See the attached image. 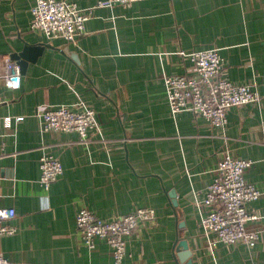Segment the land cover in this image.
Listing matches in <instances>:
<instances>
[{
    "label": "crops",
    "instance_id": "obj_1",
    "mask_svg": "<svg viewBox=\"0 0 264 264\" xmlns=\"http://www.w3.org/2000/svg\"><path fill=\"white\" fill-rule=\"evenodd\" d=\"M67 1L90 14L73 43L31 29L35 0H0V67L17 63L13 56L27 46H51L14 86L0 79V119L11 118L9 128L0 125V208L15 210L9 224L17 229L0 240L5 257L12 264H114L105 240L92 250L85 245L77 213L114 220L150 208L156 218L132 233L123 264H184L181 240L193 264H264V0ZM207 49L220 52L226 79L252 85L261 97L259 105L231 108L224 128L190 111L173 116L167 99L164 76L194 75L179 52ZM46 104L93 108L87 142L44 132L38 108ZM45 153L63 166L48 191L39 182ZM224 154L252 161L245 179L262 192L247 204L257 216L248 228L260 234L253 248H211L199 226Z\"/></svg>",
    "mask_w": 264,
    "mask_h": 264
},
{
    "label": "built area",
    "instance_id": "obj_2",
    "mask_svg": "<svg viewBox=\"0 0 264 264\" xmlns=\"http://www.w3.org/2000/svg\"><path fill=\"white\" fill-rule=\"evenodd\" d=\"M137 0H106L99 7H111L121 3L130 6ZM33 31L42 32L49 39L60 38L67 43L76 42L85 33L90 14L77 4L67 0H35L31 8ZM179 54L193 63L194 75L164 76L167 99L173 116L185 111L201 115L211 125L224 128L228 113L233 107L259 105L261 97L252 85H237L223 76L224 60L217 49L184 52ZM20 76L16 62L7 61L0 67V79L12 87ZM2 98L0 94V104ZM73 109L67 105L49 104L38 108L44 132L61 131L77 133L81 143H86L88 133L96 126V111L80 106ZM22 118H17V121ZM11 126V118L0 119V125ZM252 161L224 154L216 169V177L207 189L201 204L207 211L201 212L199 226L209 245L217 243H243L253 248L260 238L259 232L248 228L257 216L247 210V204L257 201L262 192L245 179ZM40 184L49 190L63 174L59 159L45 153L40 159ZM198 204V203H197ZM199 205V204H198ZM16 218L13 208H0V240L16 233L9 223ZM156 213L150 208H140L114 220H102L88 209H80L76 224L85 245L92 250L96 240H105L112 248L114 264H123L128 239L142 223L155 220ZM213 237V238H212ZM0 264H12L0 249Z\"/></svg>",
    "mask_w": 264,
    "mask_h": 264
},
{
    "label": "water",
    "instance_id": "obj_3",
    "mask_svg": "<svg viewBox=\"0 0 264 264\" xmlns=\"http://www.w3.org/2000/svg\"><path fill=\"white\" fill-rule=\"evenodd\" d=\"M45 47L47 48H51V46H27L25 47V49L23 50V52L17 54L16 56H13L14 60H17V64L20 67V75H22L26 68L27 65L29 63H34L37 60V57L40 56L43 51L45 50ZM69 55L70 52L68 50L65 51H59V56L63 57L65 55ZM72 57L75 58L76 56L72 54ZM174 195V194H173ZM174 205L177 206V202L174 201ZM178 247H177V252H178V256L181 260V262H183L184 264H193V260L191 259V251L189 250V245L187 243V241H180L177 243Z\"/></svg>",
    "mask_w": 264,
    "mask_h": 264
}]
</instances>
